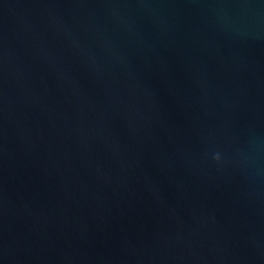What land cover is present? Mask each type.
I'll use <instances>...</instances> for the list:
<instances>
[{
	"label": "water",
	"instance_id": "1",
	"mask_svg": "<svg viewBox=\"0 0 264 264\" xmlns=\"http://www.w3.org/2000/svg\"><path fill=\"white\" fill-rule=\"evenodd\" d=\"M0 264H264V0H0Z\"/></svg>",
	"mask_w": 264,
	"mask_h": 264
}]
</instances>
